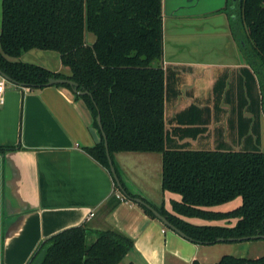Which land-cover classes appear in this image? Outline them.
Instances as JSON below:
<instances>
[{
	"label": "crops",
	"instance_id": "0c3cea01",
	"mask_svg": "<svg viewBox=\"0 0 264 264\" xmlns=\"http://www.w3.org/2000/svg\"><path fill=\"white\" fill-rule=\"evenodd\" d=\"M235 1L161 0L159 64L167 83L164 125L170 145H249L244 141L256 113L250 103L261 96L264 66L246 59L240 37L231 30ZM93 40L86 32L85 41ZM19 59L70 74L55 50L31 48ZM0 95V146L15 147L0 151V264H28L42 239L79 224L130 236L134 246L125 258L134 264L214 263L228 254L214 256L218 245L182 237L132 200L107 210L119 190L84 149L94 144L88 130L92 117L71 89L55 84L30 88L4 78ZM113 160L130 189L172 211L170 200L179 195L161 188L160 152L115 151Z\"/></svg>",
	"mask_w": 264,
	"mask_h": 264
},
{
	"label": "trees",
	"instance_id": "16d2710c",
	"mask_svg": "<svg viewBox=\"0 0 264 264\" xmlns=\"http://www.w3.org/2000/svg\"><path fill=\"white\" fill-rule=\"evenodd\" d=\"M229 15L232 31L237 20L246 30L240 42L244 50L250 44L252 53L244 51L246 59L264 66V0H237L236 18ZM86 32L94 35L92 42L85 41ZM31 48L57 51L70 74L20 60ZM161 58V0H1L0 70L16 84L30 88L48 85L49 77L55 76L75 80L78 89L87 90L74 96L84 100L95 126L99 112L118 176L113 152H160L161 188L179 198L170 200L172 211L152 204L190 241L210 244L217 237L264 234V150L256 143L242 149L170 145L164 125L167 83ZM55 85L71 88L67 83ZM260 86L261 96L252 97L250 103L257 114L264 113V84ZM13 148L0 146V151ZM84 149L111 175L103 139ZM119 179L125 193L112 178L115 188L131 200L136 194ZM237 196L241 201L232 209L208 208ZM119 201L114 196L107 210ZM188 217L235 222L198 224ZM133 246L132 238L118 229L92 230L79 224L42 239L28 264L41 249V264H119ZM191 264H264V255L223 254L214 263L194 259Z\"/></svg>",
	"mask_w": 264,
	"mask_h": 264
},
{
	"label": "rangeland",
	"instance_id": "374dc122",
	"mask_svg": "<svg viewBox=\"0 0 264 264\" xmlns=\"http://www.w3.org/2000/svg\"><path fill=\"white\" fill-rule=\"evenodd\" d=\"M233 10H234L233 16H235V12L237 11V0L235 1ZM234 30L236 31V33L238 34V36L240 37L242 41V39L245 38L246 30L242 27V25L240 24L238 20L235 24ZM247 50L251 52V47L249 43H246V48L244 51H247ZM262 113H260V115L257 113H255L257 115H255L254 113L252 114V126L250 129L251 132H250L249 140H245L244 144L249 143V145H252L253 143H256L257 146H259L261 149L264 150V113L263 115H261ZM260 116L262 117V124L261 122L260 124L263 125V129H261L260 127L261 125L258 124ZM135 167L137 168L138 171H142V173H144L145 169L141 164L140 165L136 164ZM165 200L167 199L165 198ZM240 201H241V198L237 196L229 201H226L221 204L212 205V206H209L208 208L213 209V210L226 211V210L232 209L235 206H237L240 203ZM188 219L191 222L198 223V224H221V225L230 224L231 225L235 222V219H230V221H227L226 219H203L200 217H189ZM165 227L168 228L167 226ZM91 239H92V234L88 236V241ZM212 244L218 245L216 246L217 247L216 252L213 253L214 256L215 254H223V253L233 254L236 256L253 257V258L264 255V238L244 239V240H227V241L222 240V241L213 242ZM126 262H127V258L124 257L119 264H125Z\"/></svg>",
	"mask_w": 264,
	"mask_h": 264
},
{
	"label": "water",
	"instance_id": "95a60500",
	"mask_svg": "<svg viewBox=\"0 0 264 264\" xmlns=\"http://www.w3.org/2000/svg\"><path fill=\"white\" fill-rule=\"evenodd\" d=\"M0 75L3 78L7 79L8 81L16 83L14 80H12L9 76H7L1 70H0ZM63 83H67L71 86L70 89H71L73 94L76 93V94L82 95V94H85L88 92L87 90H84V89H78V83L75 80H72V79L67 78V77L51 76V77H49V79L47 81V84H63ZM19 85L25 86L23 84H19ZM79 98L82 100L84 105L87 107L84 100L81 97H79ZM87 109L90 112V109L88 107H87ZM90 114H91V112H90ZM91 117H92V123H93L92 114H91ZM95 120H96L97 126L90 125L88 130H89V133H90L94 143H99L101 141V139H103V144L105 147V153H106V157H107V161H108V165H109V171H110L112 178L114 179L118 189L120 191H122L123 193H125V190L122 187V184H121L120 179H119V176H120L121 180L123 181V183L127 187V189L131 193L136 194L135 196L131 197L132 201H134L137 204H141V205L145 206L146 208H148L154 214V216L163 223V225L172 229L173 231H175L176 233H178L182 237L190 239L182 230H180L178 227H176L174 224H172L163 214H161L160 211L152 204V202L150 200H148L146 197L141 195L138 191L134 190L133 187H131V189H130L126 185L124 180L122 179L121 175L119 174V176H118L116 169H115V166L113 164L112 158H111L110 153H109L106 135L102 129L101 118H100L99 112H97ZM256 238H264V234H254V235H247V236H241V237H226V238L225 237H217L216 240L217 241H222L224 239H227V240H244V239H256ZM132 249H130L129 251H131ZM43 256H44V249H41L29 264H41Z\"/></svg>",
	"mask_w": 264,
	"mask_h": 264
},
{
	"label": "built area",
	"instance_id": "2783aa9c",
	"mask_svg": "<svg viewBox=\"0 0 264 264\" xmlns=\"http://www.w3.org/2000/svg\"><path fill=\"white\" fill-rule=\"evenodd\" d=\"M3 85H4V78H0V92L2 91ZM2 99H3V98H2V96L0 95V103L2 102ZM116 196H117L118 198H120L121 200H123V201H128L127 199H125V198L121 195L120 192H117V193H116ZM89 214L92 215L93 213L90 212Z\"/></svg>",
	"mask_w": 264,
	"mask_h": 264
}]
</instances>
